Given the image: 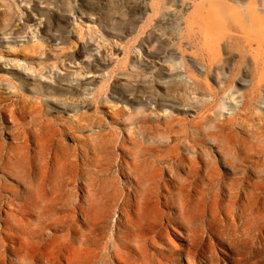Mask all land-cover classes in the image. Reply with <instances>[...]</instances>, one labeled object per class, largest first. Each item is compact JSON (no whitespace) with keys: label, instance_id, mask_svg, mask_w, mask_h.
Returning <instances> with one entry per match:
<instances>
[{"label":"rangeland","instance_id":"1","mask_svg":"<svg viewBox=\"0 0 264 264\" xmlns=\"http://www.w3.org/2000/svg\"><path fill=\"white\" fill-rule=\"evenodd\" d=\"M254 1L0 0V264H156L136 249L162 226L189 234L181 264H264ZM188 15L253 41L256 63L224 46L221 82L184 43L199 83H179Z\"/></svg>","mask_w":264,"mask_h":264},{"label":"bare ground","instance_id":"2","mask_svg":"<svg viewBox=\"0 0 264 264\" xmlns=\"http://www.w3.org/2000/svg\"><path fill=\"white\" fill-rule=\"evenodd\" d=\"M159 3V0H152V4L153 6H157ZM254 5V10L251 15L252 19H257L259 14L262 12L264 13V0H262V2L259 4H257L256 1L253 2ZM264 20V17L262 18ZM195 20L193 17L191 16H187L186 20H185V25L184 28L181 30L180 32V41L177 45L181 55H182V60L180 61L181 66L185 69V75L186 77H182L181 80H179V83L181 84H185V85H197L199 83V79L196 76V74H194L193 71V66L194 63L193 61L189 60V61H185V56L188 51H187V47L184 46V43H187L189 46H191L192 48H195L194 51L188 53L189 55H192L191 57H193L194 59H196V61H198V63H200L202 66H204L208 71L205 72V76H209L210 70H212L214 67L218 68V72H217V78L222 82V77L220 76V74L223 72V66L221 65L217 55L221 52V50H223L222 48L228 47L231 50L236 49L239 52V55L241 57H245L246 54H250L254 60V63H256L258 57H259V49H252L253 47V41L250 40H243L240 37H236L233 36V39H231L232 37L230 36V34L226 31H217L214 34H209L206 30L212 28L213 23H203V24H198L195 25ZM195 29L197 30L196 32L198 33V35L200 36V38L203 40V43L201 44H197L194 42V37H199L198 35H196ZM186 40V42L184 41ZM241 59V58H240ZM242 61V60H241ZM237 66L233 65L232 68L230 69V74L231 75V79L235 80L237 78H240L241 82H246L247 79L243 76H239V72L237 70ZM256 73H254V76L251 78V84L254 85L253 88L256 90L255 87H261L262 83H263V79L262 78H257ZM211 89L212 86H211ZM74 101V100H73ZM73 101L71 104H73ZM85 103V101L83 102ZM61 135L62 132H61ZM58 141H61L62 138L57 139ZM160 160V159H159ZM124 162V161H123ZM133 164V165H137ZM6 185L4 183H0V202L2 201V193L1 191L3 189H5ZM172 192V189L170 187H162L161 190L158 191V196L159 200L165 198L166 199V203L167 205L170 207L169 203V198L167 197L168 194H170ZM0 211H1V204H0ZM178 220V223H180V226L182 227V229L187 230L186 226H184V221L178 216L176 218ZM171 229H169V227L167 226H162L161 228H159V230L156 232V235L151 237L150 239V248L149 249H143L142 247H138L136 249L137 253H140V255H142L147 262H149L150 260H153L154 262H156V264H167V259L170 258V260L174 263V264H181L183 263V260L181 259L180 256L176 255V254H187L190 255L192 254L191 252V247L192 245L190 244L189 238H183L185 236H189V234L187 232L181 231V230H177L175 227H171ZM171 234H174V236H176L177 238H180L182 240H186V247L184 246H177L174 241L172 240ZM182 237V238H181ZM159 239H164L165 243L169 246L168 248L164 247V245L162 243L159 242ZM161 244V245H160ZM171 251L172 255H166L164 254V251ZM115 260L113 261V263L116 264H126L124 262V260H122L121 257H114ZM188 264H195L191 259H189V257H186ZM198 264V263H196Z\"/></svg>","mask_w":264,"mask_h":264},{"label":"crops","instance_id":"3","mask_svg":"<svg viewBox=\"0 0 264 264\" xmlns=\"http://www.w3.org/2000/svg\"><path fill=\"white\" fill-rule=\"evenodd\" d=\"M144 21L146 22V10L144 12ZM141 28H143V27H141Z\"/></svg>","mask_w":264,"mask_h":264}]
</instances>
